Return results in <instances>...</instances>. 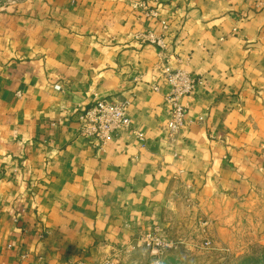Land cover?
Listing matches in <instances>:
<instances>
[{
  "label": "crops",
  "instance_id": "crops-1",
  "mask_svg": "<svg viewBox=\"0 0 264 264\" xmlns=\"http://www.w3.org/2000/svg\"><path fill=\"white\" fill-rule=\"evenodd\" d=\"M163 65L200 81L173 136ZM100 99L131 127L97 149ZM179 207L264 241V0L0 1V264H100Z\"/></svg>",
  "mask_w": 264,
  "mask_h": 264
},
{
  "label": "rangeland",
  "instance_id": "rangeland-1",
  "mask_svg": "<svg viewBox=\"0 0 264 264\" xmlns=\"http://www.w3.org/2000/svg\"><path fill=\"white\" fill-rule=\"evenodd\" d=\"M227 219H209L179 207L161 229L109 254L100 264H264V241L256 223ZM247 256L252 259L244 260Z\"/></svg>",
  "mask_w": 264,
  "mask_h": 264
},
{
  "label": "built area",
  "instance_id": "built-area-1",
  "mask_svg": "<svg viewBox=\"0 0 264 264\" xmlns=\"http://www.w3.org/2000/svg\"><path fill=\"white\" fill-rule=\"evenodd\" d=\"M17 1L9 0L5 5H10ZM134 8L148 12L151 17H158V13L149 11L146 4H135ZM162 25L164 28L167 27L166 22H162ZM138 38L143 42L153 44L161 50L165 49L163 38L154 36L152 33L140 35ZM161 70L163 83L169 87V92L166 95V102L170 111L167 129L170 135L173 136L186 122L188 108L184 105L183 100L194 91L200 81L186 71L174 70L169 65H163ZM154 89L158 90L159 86H155ZM129 107V102L112 103L105 99L95 101L81 111L78 116L80 135L91 140L95 148H102L121 131L130 129Z\"/></svg>",
  "mask_w": 264,
  "mask_h": 264
},
{
  "label": "trees",
  "instance_id": "trees-1",
  "mask_svg": "<svg viewBox=\"0 0 264 264\" xmlns=\"http://www.w3.org/2000/svg\"><path fill=\"white\" fill-rule=\"evenodd\" d=\"M263 251H264V249H263ZM250 259H252V257L247 256L246 259H244V260H250Z\"/></svg>",
  "mask_w": 264,
  "mask_h": 264
}]
</instances>
